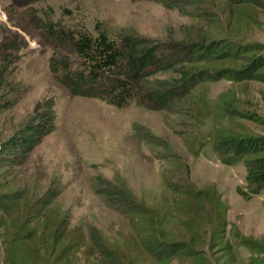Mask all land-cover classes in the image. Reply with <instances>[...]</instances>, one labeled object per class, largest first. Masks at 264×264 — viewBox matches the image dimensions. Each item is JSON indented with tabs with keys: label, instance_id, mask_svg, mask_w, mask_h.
<instances>
[{
	"label": "rangeland",
	"instance_id": "obj_1",
	"mask_svg": "<svg viewBox=\"0 0 264 264\" xmlns=\"http://www.w3.org/2000/svg\"><path fill=\"white\" fill-rule=\"evenodd\" d=\"M236 2L0 0V215L11 221L26 210H35L30 218H50L56 211L65 231L80 233V244L60 264H112L94 240L115 248L122 264H264V188L246 197L243 160L224 163L216 150L218 133L264 135V81L209 75L195 84L193 74L182 81L192 59L187 43L198 31L257 43L264 51V0ZM80 31L167 44L171 66L143 84H176L179 97L152 107L72 94L60 80V63L67 57L72 71L81 67L66 36ZM52 59L59 62L55 70ZM204 64H197L203 76L219 66ZM51 103V131L32 148L6 147L23 126L42 121L38 113ZM198 190L203 193L196 195ZM13 197L17 201L9 206ZM208 198L219 199L220 230L214 233ZM42 200L50 202L39 209ZM131 207L165 215L166 234L154 248L188 243L191 249L165 259L148 252ZM53 227L49 222L41 231L48 235ZM3 239L0 224V264Z\"/></svg>",
	"mask_w": 264,
	"mask_h": 264
},
{
	"label": "trees",
	"instance_id": "obj_2",
	"mask_svg": "<svg viewBox=\"0 0 264 264\" xmlns=\"http://www.w3.org/2000/svg\"><path fill=\"white\" fill-rule=\"evenodd\" d=\"M163 1L168 3V0ZM252 1L237 0L236 4L244 6L251 4ZM66 34L82 60L81 67L75 71L69 68L67 57L60 63V66L65 69L60 80L72 94L100 97L117 106L136 101L152 107H166L169 102L179 97L174 93L176 84L171 86L172 89L166 85L148 88L143 84L152 74L171 66L165 58L168 55L166 54L167 44L134 34H124L119 38H114L104 31H98L96 35L85 31H80L76 36L68 32ZM58 36L60 38V35ZM187 44L192 59H188L190 73L186 74L182 81H185L191 74L196 77L195 84L209 75L211 78L227 75L237 79L256 78L264 81V51H260L261 48L257 43L215 38L210 30L204 29L202 32L198 31L195 38L190 39ZM51 61L53 63L51 66L55 70L59 62L54 59ZM223 61L239 65L230 67V65H224ZM200 62H204V66L207 63L210 66H219L207 70L203 76L204 71L197 67ZM195 84L193 83V86ZM180 86L183 87L184 83ZM148 99L150 101H147ZM34 111L39 112L38 105L34 107ZM39 117H42V121L23 126L21 128L23 132H20L17 139L12 137L6 140L8 143L6 147L25 145L29 149L35 146L42 136L54 127L53 103L38 113ZM216 138V150L224 163L232 164L243 160L248 187L245 196L258 193L264 188V135L239 136L226 131L218 133ZM202 193L203 191L198 190L196 195ZM208 200L213 205L214 212L208 214L207 211L206 215L207 219L215 220L214 233L220 230L218 226L221 218L215 214V210L219 209V199L208 198ZM8 201H10L9 206H13L17 199L13 197ZM49 202L42 200L39 209L45 208ZM131 208L141 228V242L148 252L153 253L159 259H165L174 253L191 249L188 243L178 247L167 244L154 248V244L166 234L164 233L166 230L165 215L157 217L155 211L153 213L148 209L145 211L138 207ZM34 213L35 210L17 213L11 221H8L5 215H0L4 236L2 264H60L63 257L67 259L74 248L80 244L79 231L76 229L65 231L67 223L56 211L50 218L48 216L30 218ZM200 215L202 216V213ZM49 222L54 227L47 235L41 229L43 230ZM96 231L93 228L94 235ZM169 235L168 232L166 236ZM97 236L100 238L99 234ZM37 242L42 243V251ZM93 243L97 246L102 258L112 264H122L123 258L115 248L106 246L102 240H94ZM198 258L202 256L199 255Z\"/></svg>",
	"mask_w": 264,
	"mask_h": 264
}]
</instances>
